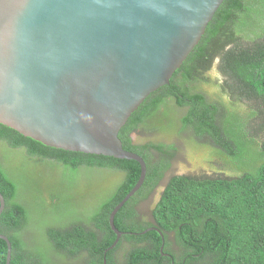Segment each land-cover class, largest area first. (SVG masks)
I'll use <instances>...</instances> for the list:
<instances>
[{"label":"trees","instance_id":"trees-1","mask_svg":"<svg viewBox=\"0 0 264 264\" xmlns=\"http://www.w3.org/2000/svg\"><path fill=\"white\" fill-rule=\"evenodd\" d=\"M219 58L222 85L211 74ZM229 90L264 104V0H225L170 83L121 129L124 148L148 165L144 185L115 218L132 245L125 264H164L163 252L176 264H264V138L250 127L258 112L243 113ZM187 129L211 138L236 175L167 176L178 151L169 140ZM138 133L147 138L135 139ZM140 176L136 161L53 148L0 123V234L13 245L11 264H35L51 251L81 264H116L124 245L120 239L110 249L117 236L109 217ZM165 180L154 210L158 230L148 231L152 224L131 219ZM169 234L178 251L171 242L161 251ZM7 253L0 239V264Z\"/></svg>","mask_w":264,"mask_h":264},{"label":"water","instance_id":"water-1","mask_svg":"<svg viewBox=\"0 0 264 264\" xmlns=\"http://www.w3.org/2000/svg\"><path fill=\"white\" fill-rule=\"evenodd\" d=\"M224 2L0 0V123L53 148L141 166L139 181L110 214L117 236L110 249L127 234L115 218L148 173L145 159L126 150L119 133L170 83ZM5 208L0 191V216ZM0 239L11 264V240Z\"/></svg>","mask_w":264,"mask_h":264},{"label":"rangeland","instance_id":"rangeland-1","mask_svg":"<svg viewBox=\"0 0 264 264\" xmlns=\"http://www.w3.org/2000/svg\"><path fill=\"white\" fill-rule=\"evenodd\" d=\"M251 46L252 45L250 44H241V48H247ZM220 68L221 59L219 58L216 60L211 74L219 81V84L222 85L227 77L222 71H220ZM236 92L237 91H235V93L232 92V94L229 90V97L231 100L239 104L243 113L246 114L251 110L258 112V117L254 122L252 121L250 123V127H252V132L254 134H259V136H261L263 139V101L256 97L249 96L247 93H245L244 98H240L238 97L239 92ZM133 137L140 140L147 138L146 134L144 133L134 134ZM170 139L171 140H168L178 147V151L172 161V168L168 172L167 176L179 174L192 176L197 179H207L208 177L226 178L236 175L234 170L225 165L224 160L226 159L224 155L219 154L220 148L215 145L211 138L207 136L200 137L196 135L193 130L187 129L181 134L180 137L176 136ZM166 182L167 181H164L163 183ZM163 187L164 186H159L156 192L159 193ZM156 192L149 199L142 201L137 206V218L140 222L154 221L152 211L154 212L158 202V198H155Z\"/></svg>","mask_w":264,"mask_h":264},{"label":"flooded vegetation","instance_id":"flooded-vegetation-1","mask_svg":"<svg viewBox=\"0 0 264 264\" xmlns=\"http://www.w3.org/2000/svg\"><path fill=\"white\" fill-rule=\"evenodd\" d=\"M168 144H170V143H168ZM176 175H179V174H176ZM162 184L163 185H161V186H164L163 189L159 193L156 192V195H155V198L156 199L158 198V202L160 201V199L162 197V194L164 193V191L166 189V185H164L165 183H162ZM157 190L158 189H156V191ZM152 215H153V220L154 221H151V222L150 221H146L145 222V223H148V224H152L153 225L149 229H153L157 225V223L155 222L154 212L153 211H152ZM131 221H133V222H136V221L140 222L138 220L137 216H135L134 218H132ZM167 242L168 243L171 242L173 244V247L172 248L175 249L176 251H178L177 246H176V238H175L174 235L171 236L170 234H169V237L167 239L164 237V244H163V247H162L163 249L161 248L162 251H164ZM122 245H124V249H123V251H121V253L118 252V255H116V259H115L116 264H125L126 262H124L125 259L123 257V254L125 252L127 253V250H129V248H132V245H131V241L130 240L124 241V239H122ZM167 250H168V248H167ZM162 255L166 259V261H164V264H176V261H175L176 260V256H173L172 253H170V252H163ZM35 261H36V263H35ZM35 261H34L35 264H81V260L79 261V259L76 262H73V258H70V259H62L58 254H56V253H54L52 251L50 252V255L47 256V258L38 257ZM104 264H107V261L106 260H105Z\"/></svg>","mask_w":264,"mask_h":264}]
</instances>
